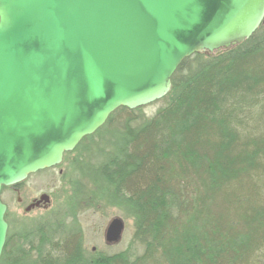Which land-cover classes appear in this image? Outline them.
<instances>
[{
    "label": "trees",
    "instance_id": "16d2710c",
    "mask_svg": "<svg viewBox=\"0 0 264 264\" xmlns=\"http://www.w3.org/2000/svg\"><path fill=\"white\" fill-rule=\"evenodd\" d=\"M158 103L151 116L119 109L66 154L70 194L46 215L7 212L0 264H264V25L185 60ZM109 209L133 239L89 253L80 216Z\"/></svg>",
    "mask_w": 264,
    "mask_h": 264
},
{
    "label": "water",
    "instance_id": "95a60500",
    "mask_svg": "<svg viewBox=\"0 0 264 264\" xmlns=\"http://www.w3.org/2000/svg\"><path fill=\"white\" fill-rule=\"evenodd\" d=\"M263 25L264 0H0V198L60 166L119 109L166 97L185 60ZM7 210L0 199V260ZM124 229L114 218L106 243Z\"/></svg>",
    "mask_w": 264,
    "mask_h": 264
},
{
    "label": "rangeland",
    "instance_id": "374dc122",
    "mask_svg": "<svg viewBox=\"0 0 264 264\" xmlns=\"http://www.w3.org/2000/svg\"><path fill=\"white\" fill-rule=\"evenodd\" d=\"M161 107L162 103L156 102L144 107V113L147 116L154 115ZM69 165V161H63L59 167L31 175L19 187L16 189L11 188V190L4 193L1 200L7 206L10 217L16 222H20L23 218L36 220L54 209L56 204L68 198V194H70L69 172L71 171ZM43 195L48 196L50 199L46 208H33L30 212H27V209L34 203L39 202ZM42 203L47 204V202ZM114 218L122 219L125 229L121 241L109 245L106 243L105 234ZM80 221L85 235V249L89 253H100L108 256L118 254L129 247L134 236L133 221L126 219L117 209H109L103 214L87 211L81 214Z\"/></svg>",
    "mask_w": 264,
    "mask_h": 264
},
{
    "label": "flooded vegetation",
    "instance_id": "af4514ba",
    "mask_svg": "<svg viewBox=\"0 0 264 264\" xmlns=\"http://www.w3.org/2000/svg\"><path fill=\"white\" fill-rule=\"evenodd\" d=\"M49 203H42L40 204L39 206H36V209H45L46 208V205H48Z\"/></svg>",
    "mask_w": 264,
    "mask_h": 264
}]
</instances>
